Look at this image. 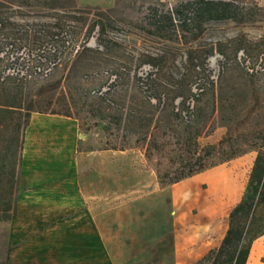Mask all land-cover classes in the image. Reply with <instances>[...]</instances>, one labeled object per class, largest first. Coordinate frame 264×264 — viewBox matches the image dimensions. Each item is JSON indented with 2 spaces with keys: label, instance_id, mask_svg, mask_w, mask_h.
I'll list each match as a JSON object with an SVG mask.
<instances>
[{
  "label": "rangeland",
  "instance_id": "1",
  "mask_svg": "<svg viewBox=\"0 0 264 264\" xmlns=\"http://www.w3.org/2000/svg\"><path fill=\"white\" fill-rule=\"evenodd\" d=\"M186 1L0 0V74L16 77L17 101L35 109L21 136L13 195L8 175L0 187V206L9 201L13 212L0 221V264H174L188 233L215 239L210 229L226 231L255 152L164 188L159 177H173L180 157L229 134L233 149L261 143L264 100L247 99L264 74L250 85L246 73L264 71V21L209 23L189 44L147 33L154 4ZM252 1L264 7L235 0ZM102 23L105 46L97 41ZM204 59L205 71L194 66ZM197 88L205 91L185 123L174 108L186 107ZM251 252L250 264H264V236Z\"/></svg>",
  "mask_w": 264,
  "mask_h": 264
},
{
  "label": "trees",
  "instance_id": "2",
  "mask_svg": "<svg viewBox=\"0 0 264 264\" xmlns=\"http://www.w3.org/2000/svg\"><path fill=\"white\" fill-rule=\"evenodd\" d=\"M176 16L179 20L176 19ZM228 21L236 24L264 21V7L253 1L237 4L235 0H189L175 5L173 9L166 7L163 3H156L149 11L147 33L171 42L189 44L188 36H191L192 39H190L193 41L197 40L204 32L207 24ZM98 28L100 37L97 39L98 44L99 46H105L103 38L107 32L106 26L102 23L98 24ZM144 28L146 30L147 26ZM83 51L91 52L95 50L83 47ZM147 58L149 64L155 65L154 58ZM195 59L196 57L192 55L189 57L191 62H194ZM0 60L2 61L1 58ZM205 60L201 65L195 64L194 66L196 68L202 66L203 71H205ZM251 69L253 72L246 73L250 77V85L253 77L264 74V71ZM2 73L0 74V91L4 95V101L0 103V114H2L1 118L4 121L0 122V136L6 147H4V151L0 152V187L3 177L8 175L11 179L9 183L11 184L10 196H12L16 184H14L13 179H15L16 167L19 161L21 136L29 126L35 109L32 106L27 107L24 99L17 101L19 95L22 97V91H17V87L20 86V84H17V78L4 76ZM32 80H37V77H31L29 81ZM21 82L23 81L21 80ZM204 91L203 88H197V93L191 94L194 103L199 100ZM66 93L67 91H64V94ZM261 96L264 97V86L261 88L250 86L248 99H246L250 100L249 103L256 102L259 105L260 100H264ZM223 97L224 95L221 93V101ZM96 99L101 101L102 97L97 96ZM228 100H232V98ZM190 107L191 101H187L186 107L179 108L176 106L174 112L180 120H184L182 113L187 112L189 120L183 122L192 123L195 118V109ZM66 116L70 117L71 114L66 113ZM192 117L193 119L190 120ZM99 120L103 121L105 118ZM245 136V142L249 143L250 137L254 135L250 136L248 134ZM255 136H258L261 143L258 145L253 143L252 148L247 151L233 149L231 146L237 141L229 140V138H233L229 134L216 146L202 149L200 153H195L190 158L180 157L181 164L172 171L175 174L173 177H170L171 173H165L159 177L161 187L164 188L177 184L218 164L245 155L250 151L256 153L244 195L229 214L228 227L220 245L210 250L196 264H247L253 243L264 236V133H255ZM236 138L238 139V136ZM164 178L170 179L165 180ZM12 214L9 201L5 203L4 207L0 206V221L9 220Z\"/></svg>",
  "mask_w": 264,
  "mask_h": 264
},
{
  "label": "crops",
  "instance_id": "3",
  "mask_svg": "<svg viewBox=\"0 0 264 264\" xmlns=\"http://www.w3.org/2000/svg\"><path fill=\"white\" fill-rule=\"evenodd\" d=\"M55 120L56 119H51L52 122H55ZM41 126H43V119H41ZM196 201H194V202H196ZM215 201L216 202L212 206L211 210L213 209V211L215 213L217 212V214L215 216L219 217L221 212L218 210H220L222 208V203L219 200H215ZM204 206L208 207L209 204L205 201ZM210 228H212V227H210ZM213 231L215 233H219L218 237L216 236L215 233H212V234H215L214 237H217L215 239H212L210 236L206 237V238L201 237L200 239H197L193 235H191L192 233H188V235H185L182 238V240H180L176 243V252H175V256H174V260H173L174 264H196L210 250L217 248L220 245L226 231L224 229H221V228L217 229V227H215L214 229H210V232H213ZM214 240H218L219 242L217 244H215ZM88 249H90V244L88 246Z\"/></svg>",
  "mask_w": 264,
  "mask_h": 264
},
{
  "label": "built area",
  "instance_id": "4",
  "mask_svg": "<svg viewBox=\"0 0 264 264\" xmlns=\"http://www.w3.org/2000/svg\"><path fill=\"white\" fill-rule=\"evenodd\" d=\"M249 71H250V72H253L252 69H249ZM4 76H7V75L4 74ZM32 77H33V76H32ZM195 93H197V91H196ZM191 103H192L191 108H193V105H194V100H193V99L191 100ZM182 117H183V119H184L185 121H188V120H189V115H188L187 112H183V113H182Z\"/></svg>",
  "mask_w": 264,
  "mask_h": 264
},
{
  "label": "bare ground",
  "instance_id": "5",
  "mask_svg": "<svg viewBox=\"0 0 264 264\" xmlns=\"http://www.w3.org/2000/svg\"><path fill=\"white\" fill-rule=\"evenodd\" d=\"M252 253V252H251ZM251 257V256H250ZM250 257H249V260H248V262H247V264H250Z\"/></svg>",
  "mask_w": 264,
  "mask_h": 264
}]
</instances>
